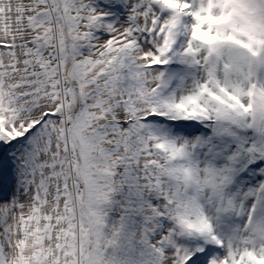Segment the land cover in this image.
Masks as SVG:
<instances>
[{"label": "snow or ice", "instance_id": "obj_1", "mask_svg": "<svg viewBox=\"0 0 264 264\" xmlns=\"http://www.w3.org/2000/svg\"><path fill=\"white\" fill-rule=\"evenodd\" d=\"M0 264H264V0H0Z\"/></svg>", "mask_w": 264, "mask_h": 264}]
</instances>
